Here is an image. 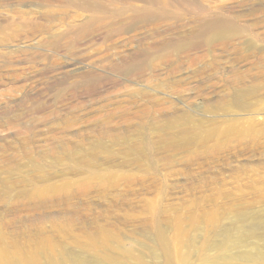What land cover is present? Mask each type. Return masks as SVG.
<instances>
[{
  "label": "rangeland",
  "instance_id": "rangeland-1",
  "mask_svg": "<svg viewBox=\"0 0 264 264\" xmlns=\"http://www.w3.org/2000/svg\"><path fill=\"white\" fill-rule=\"evenodd\" d=\"M0 27V264H264V0H0Z\"/></svg>",
  "mask_w": 264,
  "mask_h": 264
},
{
  "label": "bare ground",
  "instance_id": "bare-ground-1",
  "mask_svg": "<svg viewBox=\"0 0 264 264\" xmlns=\"http://www.w3.org/2000/svg\"><path fill=\"white\" fill-rule=\"evenodd\" d=\"M75 2H76V0H75ZM41 4H43V3H41ZM161 6H162V3H161ZM145 16L148 14V9H145V10H143V12H142ZM231 27L230 26H227L226 28H224V29H218L217 30V32H222V33H217V35H221V36H227L229 33V29H230ZM233 29V28H232ZM234 30H230V32H233ZM0 32H1V27H0ZM237 33V32H236ZM239 33V32H238ZM263 261L262 262H264V259H262Z\"/></svg>",
  "mask_w": 264,
  "mask_h": 264
}]
</instances>
